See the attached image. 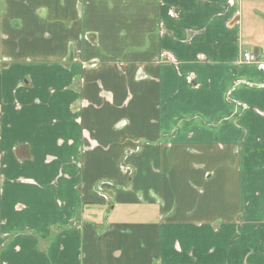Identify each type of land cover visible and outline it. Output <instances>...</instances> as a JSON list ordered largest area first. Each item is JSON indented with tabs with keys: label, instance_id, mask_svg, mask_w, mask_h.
<instances>
[{
	"label": "crops",
	"instance_id": "1",
	"mask_svg": "<svg viewBox=\"0 0 264 264\" xmlns=\"http://www.w3.org/2000/svg\"><path fill=\"white\" fill-rule=\"evenodd\" d=\"M244 3L0 0V264H264Z\"/></svg>",
	"mask_w": 264,
	"mask_h": 264
},
{
	"label": "rangeland",
	"instance_id": "2",
	"mask_svg": "<svg viewBox=\"0 0 264 264\" xmlns=\"http://www.w3.org/2000/svg\"><path fill=\"white\" fill-rule=\"evenodd\" d=\"M241 1V0H240ZM245 2V1H244ZM244 7H243V11H242V17H241V20H242V28H243V51H242V55H241V57H242V65H244V68H247V67H249V66H255L257 69H259V70H261V71H263V73H264V54H261L262 52H261V50H260V48H258L257 47V45H256V43H254L253 42V39H255V41H257V38H256V35L254 34V31L252 32V31H249V29H247L245 26H248L247 24H248V22H247V18L250 20L251 19V17H252V15H254V13L252 12V7H251V5H247L246 3H244V5H243ZM255 16V15H254ZM236 17L237 18H235L234 20L235 21H240L239 19H238V17H239V15H237L236 14ZM255 19V18H254ZM246 30H248L249 32H250V34H248V35H246ZM260 43V42H259ZM252 45H254V47L252 46ZM253 48V49H252ZM244 53H249V54H251L252 56H253V59L252 60H250V61H246L245 59H244ZM263 76H264V74H263ZM246 84V83H245ZM250 84H252V83H250ZM252 86H254V87H258V86H264V78L262 79V81H260V82H257V83H253V85ZM252 86H248L249 88H253ZM242 106V110H245L246 109V105H244V104H242L241 105ZM260 113V112H259ZM240 112L238 111L236 114H235V117H234V119L236 118H238L239 116H240ZM262 117H264V113H263V116ZM264 119V118H263ZM264 123V122H263ZM259 127L262 129H264V124H259ZM242 139H243V137H242ZM245 144V139H243V145ZM238 145L236 146V148L235 149H237L238 150Z\"/></svg>",
	"mask_w": 264,
	"mask_h": 264
},
{
	"label": "built area",
	"instance_id": "3",
	"mask_svg": "<svg viewBox=\"0 0 264 264\" xmlns=\"http://www.w3.org/2000/svg\"><path fill=\"white\" fill-rule=\"evenodd\" d=\"M244 59L246 60V61H250V60H252L253 59V56L251 55V54H249V53H244Z\"/></svg>",
	"mask_w": 264,
	"mask_h": 264
}]
</instances>
